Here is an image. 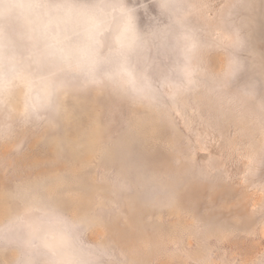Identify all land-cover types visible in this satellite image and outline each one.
<instances>
[{
    "label": "rangeland",
    "instance_id": "rangeland-1",
    "mask_svg": "<svg viewBox=\"0 0 264 264\" xmlns=\"http://www.w3.org/2000/svg\"><path fill=\"white\" fill-rule=\"evenodd\" d=\"M24 2L0 264H264V0Z\"/></svg>",
    "mask_w": 264,
    "mask_h": 264
},
{
    "label": "clouds",
    "instance_id": "clouds-1",
    "mask_svg": "<svg viewBox=\"0 0 264 264\" xmlns=\"http://www.w3.org/2000/svg\"><path fill=\"white\" fill-rule=\"evenodd\" d=\"M35 7L24 0H0V19L7 25Z\"/></svg>",
    "mask_w": 264,
    "mask_h": 264
}]
</instances>
